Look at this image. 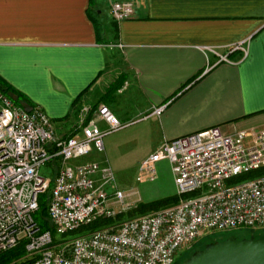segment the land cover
Listing matches in <instances>:
<instances>
[{
	"label": "crops",
	"instance_id": "1",
	"mask_svg": "<svg viewBox=\"0 0 264 264\" xmlns=\"http://www.w3.org/2000/svg\"><path fill=\"white\" fill-rule=\"evenodd\" d=\"M115 2L132 17L114 22ZM240 43L245 58L229 52ZM0 79L63 137L126 93L137 116L124 124L153 151L210 128L264 131V0H0ZM126 112L110 111L119 123Z\"/></svg>",
	"mask_w": 264,
	"mask_h": 264
},
{
	"label": "built area",
	"instance_id": "2",
	"mask_svg": "<svg viewBox=\"0 0 264 264\" xmlns=\"http://www.w3.org/2000/svg\"><path fill=\"white\" fill-rule=\"evenodd\" d=\"M133 12L131 2L110 7L116 23ZM234 51L247 55L243 43L229 52ZM217 56L218 63L232 64L228 55ZM100 120L106 130L97 125ZM125 127L100 105L72 136L63 137L41 109L27 112L0 92V254L23 242L20 264H175L179 251L212 233L264 230V173L249 175L264 168V131L228 135L210 128L165 141L140 163L139 172L155 181L156 165L168 162L178 202L69 236L135 206L125 203L106 162L87 160L103 152L106 135ZM47 165L51 176L43 177ZM45 193L53 234L41 233L33 219Z\"/></svg>",
	"mask_w": 264,
	"mask_h": 264
},
{
	"label": "rangeland",
	"instance_id": "3",
	"mask_svg": "<svg viewBox=\"0 0 264 264\" xmlns=\"http://www.w3.org/2000/svg\"><path fill=\"white\" fill-rule=\"evenodd\" d=\"M111 24L112 21L110 22V25ZM129 97V93H126L123 97L119 98L116 101L114 106H109V110L111 112L112 110H114V107H119L121 109V112L123 113L125 112V110L127 111L126 113L129 114L128 118L127 120L120 121L121 124L136 120L137 113L132 111L135 107H133V105L130 103ZM97 125L101 130H105L107 128V126L102 123L101 120L97 122ZM137 128L138 126L132 125L130 127H126L124 129L106 135L103 138V152L99 154L94 153L91 155V158H93V160L107 161L108 166L114 173L116 189L121 191L125 195V203H131L135 205L133 206L132 210H129L130 212H132L138 204L144 203L147 200H151L154 198L153 203H156L168 198L167 196H169L170 194V188L172 187L173 189H175L170 166L166 161L160 162L158 166L156 165L157 177L155 181L147 180L145 176H143V174L139 172L138 169L141 161L153 152L154 147L151 146L150 143L145 141L134 143L131 136H134ZM40 174L43 177H50V167L48 165L42 167L40 170ZM140 176H142L143 178L141 180H138ZM138 216L140 215H137L135 213H132V215L124 213L123 217L120 220H116L115 223L111 226H116L123 220L135 218ZM83 235H77L73 237H80ZM254 235L264 236V230H258L256 232L242 229L229 232L212 233L205 238L197 240L190 249L179 251L176 255L175 264H181L194 252L201 250L207 243L216 242L228 237L240 239Z\"/></svg>",
	"mask_w": 264,
	"mask_h": 264
},
{
	"label": "trees",
	"instance_id": "4",
	"mask_svg": "<svg viewBox=\"0 0 264 264\" xmlns=\"http://www.w3.org/2000/svg\"><path fill=\"white\" fill-rule=\"evenodd\" d=\"M90 6L93 7L94 6V0H90ZM89 13H88V17L90 19V21L93 23L94 27H95V32L97 35V38L99 37V31H100V25L97 22V20L93 17L92 13L90 12V9H88ZM100 40V38H99ZM0 92H2L4 95L8 96L15 105L19 106V107H23L25 109H33L34 106L27 101V99H25L23 96H21L20 94H18L16 91H14L11 87H9L4 81H2L0 79ZM78 100V99H77ZM264 173V168L257 170L255 172L250 173V176H258L260 174ZM48 197L49 194L45 193L41 196L38 197V209L37 211L34 213L33 215V219L36 222L39 231L42 232H50L53 234L51 226H50V222L48 220ZM178 197L172 196V197H168L164 200H161L159 202H150V203H140L136 206L135 209H133L132 212H127L125 214H130L132 215V213H135L137 215H143L149 212H155L163 207H167L170 205L175 204L176 202H178ZM124 214H119L116 216V218L114 220L112 219H99L94 221L93 223L82 227L81 229H79L78 231H75L71 234H69V236H77V235H83V234H87L91 231L94 230H98L104 227H108L111 226L112 224L115 223L116 220H120L123 217ZM257 232V231H256ZM255 238H263L264 236H255ZM245 238V237H244ZM226 238L222 239L225 240ZM241 239V238H240ZM221 241V240H218ZM216 241V242H218ZM25 244L19 243L16 247H14L11 250H8L2 254H0V264H20L19 261L20 259H22L25 255Z\"/></svg>",
	"mask_w": 264,
	"mask_h": 264
},
{
	"label": "water",
	"instance_id": "5",
	"mask_svg": "<svg viewBox=\"0 0 264 264\" xmlns=\"http://www.w3.org/2000/svg\"><path fill=\"white\" fill-rule=\"evenodd\" d=\"M181 264H264V237H228L207 243Z\"/></svg>",
	"mask_w": 264,
	"mask_h": 264
}]
</instances>
